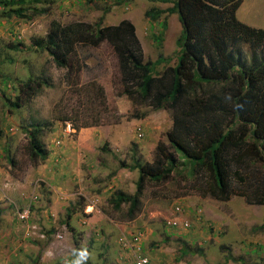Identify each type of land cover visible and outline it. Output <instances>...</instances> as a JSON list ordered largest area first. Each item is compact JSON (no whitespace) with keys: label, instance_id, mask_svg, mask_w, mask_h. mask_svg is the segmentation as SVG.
Returning a JSON list of instances; mask_svg holds the SVG:
<instances>
[{"label":"rangeland","instance_id":"rangeland-1","mask_svg":"<svg viewBox=\"0 0 264 264\" xmlns=\"http://www.w3.org/2000/svg\"><path fill=\"white\" fill-rule=\"evenodd\" d=\"M127 1L54 0L31 19H0V264H65L74 248H88L87 264H133V252L121 241L138 230L143 231L141 242L151 264H264V203L250 205L235 195L220 202L200 195L201 185L173 174L163 181L145 178L134 218L128 217L127 203L119 208L108 203L117 190L135 192L139 169L129 167L139 162L152 170L158 143L175 154L167 138L170 112L120 94L124 84L108 42L79 46L82 67L70 71L45 51L33 50L25 58L23 52L5 47L8 39L46 37L53 19L93 27L127 20L134 25L142 61L165 56L174 65L181 23H171L166 36L167 29L144 16L151 6L168 4ZM246 3L247 24L264 27V0ZM162 31L168 43H175L171 50L154 44L153 36ZM29 78L44 83L22 107L12 109L6 98L12 99L14 87ZM60 116L69 117L74 133L64 134ZM35 121L43 124L40 141L49 153L60 149L58 155L64 157L63 150L70 154L60 173L47 171L52 165L48 160L33 162L25 149L26 128ZM59 138L61 143L54 144ZM58 179L65 183L60 189ZM28 205L31 218L20 221L17 212ZM197 212L204 217L197 219ZM178 216L189 219L190 227L166 225Z\"/></svg>","mask_w":264,"mask_h":264},{"label":"trees","instance_id":"trees-1","mask_svg":"<svg viewBox=\"0 0 264 264\" xmlns=\"http://www.w3.org/2000/svg\"><path fill=\"white\" fill-rule=\"evenodd\" d=\"M149 1L171 3L165 8L153 5L146 9L144 16L150 24L157 22L165 29L166 17L178 14L182 28L176 38L174 65L165 56L142 61L134 25L127 20L106 26L99 22L93 27L85 22L62 24L53 19L46 37L29 42L8 39L5 47L23 52L25 58L33 50L45 51L56 64L70 71L82 67L77 55L79 46H98L106 41L118 60L124 84L120 94L130 99L136 96L138 104L170 112L172 125L167 138L175 154L158 143L152 170L151 165L139 162L129 167L139 169L135 192L128 195L117 190L108 200L115 208L127 203L130 219L139 210L145 178L163 181L172 174L201 185L200 195L220 202L235 195L250 205L263 204L264 27L238 20L236 10L242 0ZM41 3L46 5L38 6ZM53 3L54 0H0V19H31ZM162 35L163 31L153 37L158 42ZM43 83L34 78L20 82L14 87L15 96L6 98L8 105L12 109L22 107ZM235 103L243 107L236 109ZM59 120L70 119L60 116ZM43 128L38 121L26 128L25 149L33 162L44 161L50 154L40 141ZM201 216L202 212L196 213L197 219Z\"/></svg>","mask_w":264,"mask_h":264},{"label":"built area","instance_id":"built-area-1","mask_svg":"<svg viewBox=\"0 0 264 264\" xmlns=\"http://www.w3.org/2000/svg\"><path fill=\"white\" fill-rule=\"evenodd\" d=\"M63 132L65 135H70L72 133H74V127L73 124L71 123V121H66L64 122V125L62 127ZM139 135L142 136V132H139ZM56 144L61 143V139H57L55 141ZM33 199V198H32ZM176 211H181L180 207H175ZM17 213H19V219L20 221H29L30 220V206H25L23 208H21ZM166 225L168 227H173V226H179L181 228H187L190 226V221L189 219L183 218L181 219V217H174L171 219H168L166 221ZM36 228L35 226H32V234H36L35 232ZM29 235V233H28ZM39 237H41L42 239L45 238V234L44 233H39L38 234ZM143 236V231L142 230H138L135 233H132L131 235H129L128 237L124 236L122 238L121 244L125 247L130 249L133 252L134 255V261L133 264H151L149 257L143 253L142 250V246H141V239ZM57 238L61 237V234H57L56 235ZM162 264H168V263H162Z\"/></svg>","mask_w":264,"mask_h":264},{"label":"crops","instance_id":"crops-1","mask_svg":"<svg viewBox=\"0 0 264 264\" xmlns=\"http://www.w3.org/2000/svg\"><path fill=\"white\" fill-rule=\"evenodd\" d=\"M246 2H250V0H242V2L240 3V5H239V7L237 8V10H236V16H237V18H238V20H240L241 22H243V23H245V24H247V23H249L248 22V17H247V15H246V7H247V5L246 4H250V3H246ZM163 4H166V3H163ZM168 5H166V6H162L161 5V7L160 8H165V7H167V6H170L171 5V3H167ZM173 14H176V13H172V14H170V15H168L167 17H166V24H167V26H166V28L165 29H167V34H166V36L169 34V30H168V26L169 25H171V23H173V25L174 26H176V27H178V25H179V18H178V15H177V18L176 17H173L172 18V22H171V16L173 15ZM162 18H163V16H162ZM248 19V20H247ZM149 21V20H148ZM149 23V22H148ZM155 23H157V22H155ZM161 23V22H160ZM153 25V24H152ZM248 25V24H247ZM251 25H254V24H251ZM250 25V26H251ZM253 27H261V26H253ZM182 28V27H181ZM155 28H154V26H153V30H154ZM179 31H181V29H179V27H178V31L176 32V34H179L180 32ZM165 36V35H164ZM156 43H160V46L161 45H163V48L165 49V48H168L169 50H171V48H170V46H172V45H175V43H174V41H173V39L168 43L167 41H166V38H162V40L160 41V42H156V41H154V44H156ZM167 43V44H166ZM176 46V45H175ZM82 142H84V139L82 140ZM55 144V143H54ZM60 149H55L54 151L55 152H52V153H50L49 154V158H47L46 160H48L49 161V164H52L51 165V167H49L48 169H47V171H51L52 173H54V174H56V173H60L61 171H62V168L60 167L61 165L63 166V167H65V164H67L68 162H66L65 161V159H67V158H69V156H70V154L68 153L67 154V152L65 151V150H63V153H64V157H63V154H57V153H59L58 151H59ZM54 158H56L54 161H52V159H54ZM51 161V162H50ZM53 169H56L57 171L55 172V170H53ZM52 180H54L53 178H52ZM57 181H59V186H58V188L60 189V188H62L63 187V184L65 185V183L63 182V181H60L59 179L57 180ZM61 204H63L64 202L63 201H59ZM90 206H92V205H89V207H87V208H91Z\"/></svg>","mask_w":264,"mask_h":264},{"label":"clouds","instance_id":"clouds-1","mask_svg":"<svg viewBox=\"0 0 264 264\" xmlns=\"http://www.w3.org/2000/svg\"><path fill=\"white\" fill-rule=\"evenodd\" d=\"M162 38H163V35H162ZM228 96L232 100L231 94H228ZM233 106L236 109H241L243 107V104L242 103H235ZM39 238H41V237H39ZM141 246H142V242H141ZM143 253H145L144 250H143ZM90 255L91 254L88 252L87 248H79V249L74 248V249H72V258L70 260H66L65 264H87V261L90 258Z\"/></svg>","mask_w":264,"mask_h":264}]
</instances>
